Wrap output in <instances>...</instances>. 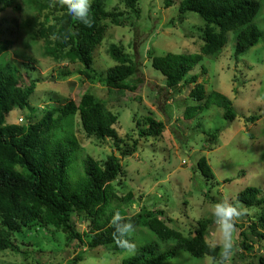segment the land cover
I'll return each instance as SVG.
<instances>
[{"label": "rangeland", "instance_id": "1", "mask_svg": "<svg viewBox=\"0 0 264 264\" xmlns=\"http://www.w3.org/2000/svg\"><path fill=\"white\" fill-rule=\"evenodd\" d=\"M24 1L18 0L22 5L20 12L11 9L0 12V40L7 48L0 55V67L9 61L29 80H37L36 89L29 99L34 114L68 100L78 101L83 93H89L117 116L114 128L118 136H130L123 143L124 148H132V143L138 138L136 124H142L149 114L165 125L161 136L138 141L133 154L122 159L110 140L100 143L87 138L76 115L73 131L80 148L73 150L67 169L71 182L83 178V159L86 156L103 162L115 153L121 159L126 176L113 182V186L119 197L127 193L133 196L121 207L123 214L131 216L143 208L163 209L171 219L168 225L183 234L211 217L212 205L224 197L237 203L236 195L243 189L264 188V0H257L261 3V10L254 23L263 31L257 45L236 57L234 34L230 32L226 45L217 56H203L202 61L187 74V77L197 75L207 93H221L231 102L235 113L231 122L223 118V109L215 105L204 109L192 120H184L185 108L198 104L188 97L191 86L182 85L179 93H170L163 76L151 66L153 57L168 53L198 54L203 45L200 29L204 22L192 12H186L181 18L178 6L182 0H170L168 7L165 0H138V19L131 18L126 26L108 29L93 55V68L99 76L104 74L116 64L108 55L109 46L122 45L136 67L131 82L138 85L134 92L122 94L108 92L100 82L89 83L78 75L79 64L57 63L43 57V41L31 38L37 23L43 19V13H38L26 3L24 5ZM102 2L106 11L115 7L124 10L117 0ZM30 59L35 61V68L25 69L22 63ZM66 72L69 73L64 76ZM28 114L27 109H10L5 124H18L19 117L24 123ZM249 116L259 119L253 124L246 123L245 118ZM64 128L67 135L72 131L69 119L64 121ZM202 157L212 171V179L204 178L196 167ZM115 204L112 202V206ZM246 208L249 213L237 224L247 225L249 217L259 213L257 207ZM72 222L80 233L85 232L86 225L80 217L72 216ZM214 227L206 237L211 246L218 243ZM44 230L14 235L13 239L22 251L17 254L0 253V260L19 264H82L86 257H93L103 258L108 264H121L123 259L131 256L100 247L89 248L87 237L77 240L52 229ZM248 239L252 253L239 247L238 236L239 251L233 258V264H257V257L264 254L263 242L251 236ZM132 242L136 248L146 243H158L161 250L171 245L158 241L144 227L136 228ZM26 243L31 244L23 246ZM178 258L165 264H202L203 259L185 254L181 261H177Z\"/></svg>", "mask_w": 264, "mask_h": 264}, {"label": "trees", "instance_id": "2", "mask_svg": "<svg viewBox=\"0 0 264 264\" xmlns=\"http://www.w3.org/2000/svg\"><path fill=\"white\" fill-rule=\"evenodd\" d=\"M117 1L124 10L115 7L106 11L102 0H91L94 22L87 27L68 14L66 8L61 9L58 5L49 7L51 0H25L24 5L26 3L38 13H43V19L37 23L31 38L43 41V57L57 63L79 64L78 75L89 80V83L100 82L108 92L117 94L134 92L138 85L131 82V77L135 75L136 67L122 45L109 46L108 55L116 64L104 74L99 76L93 68V55L108 29L111 26H126L131 18L138 19L140 16L138 0ZM170 3V0H165L166 7ZM7 9L20 12L22 5L18 0H0V12ZM260 10L261 3L257 0L180 1L178 12L181 18L186 12H192L203 20L204 26L200 29L203 45L198 54L168 53L153 57L151 66L163 76L170 93H179L182 85L191 86L188 97L198 104L185 108L184 120H192L212 105L223 109L225 120L231 122L235 119L231 102L224 95L215 91L207 93L197 75L187 77V74L202 61L203 56H217L226 45L230 32L234 34L236 57L257 45L263 37V31L254 23ZM6 50L0 40V55ZM22 64L25 69L35 68L32 59ZM36 81L29 80L9 61L0 67V253L21 252V247L13 239L14 235L43 229H52L77 240L87 237L89 248L100 247L122 253L114 244V228L110 224L117 210L130 217L135 228H147L158 241L171 244L166 250H161L158 243L143 244L121 264H165L176 257H179L177 261H181L184 254L201 259L206 254L218 252L217 245L211 246L206 240L214 225L212 216L183 234L168 225L171 219L163 209L143 208L131 216L123 214L121 207L133 196L127 193L119 197L113 186V182L126 176L121 159L115 153L107 156L103 162L86 156L83 159V178L77 182H71L68 178L67 169L73 150L80 148L73 131L76 115L87 138L100 143L110 140L122 159L133 154L138 141L161 136L165 129L162 121L149 114L142 124H136L138 138L132 143V148H124L123 143L130 136H118L114 128L118 122L117 116L89 93H83L78 101L56 102L58 106L43 108L40 113L34 114L29 99L36 89ZM10 109L29 110L26 121L22 124H5ZM67 119L72 128L68 135L64 128ZM258 119L257 116H249L245 122L253 124ZM196 167L204 178H213L204 157L197 161ZM112 202L116 204L112 206ZM235 202L245 207L259 208L258 214L249 217L247 225L237 224L239 247L252 253L248 236L264 243V188L247 187L236 195ZM74 215L84 221L85 232L80 233L72 222ZM0 264L19 263L0 260ZM257 264H264V254L257 257Z\"/></svg>", "mask_w": 264, "mask_h": 264}, {"label": "clouds", "instance_id": "3", "mask_svg": "<svg viewBox=\"0 0 264 264\" xmlns=\"http://www.w3.org/2000/svg\"><path fill=\"white\" fill-rule=\"evenodd\" d=\"M57 5L61 9L66 8L68 14L85 26H92L94 21L91 16V0H51L49 7L55 8ZM248 213L249 210L246 207L238 202H231L228 197L212 205L211 216L215 226L214 231L218 237L219 250L215 254H206L202 259V264H233V258L239 251L237 223ZM110 224L114 228L113 240L116 247L126 255H134L136 245L131 237L136 228L130 217L122 215L117 210L112 215ZM82 264H108V262L103 258L86 257Z\"/></svg>", "mask_w": 264, "mask_h": 264}, {"label": "built area", "instance_id": "4", "mask_svg": "<svg viewBox=\"0 0 264 264\" xmlns=\"http://www.w3.org/2000/svg\"><path fill=\"white\" fill-rule=\"evenodd\" d=\"M22 122H23V118L22 117L18 118V123L20 124Z\"/></svg>", "mask_w": 264, "mask_h": 264}]
</instances>
